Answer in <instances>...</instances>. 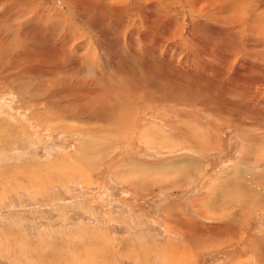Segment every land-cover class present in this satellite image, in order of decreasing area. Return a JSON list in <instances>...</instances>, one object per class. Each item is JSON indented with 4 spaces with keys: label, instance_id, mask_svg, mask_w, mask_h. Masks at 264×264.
Wrapping results in <instances>:
<instances>
[{
    "label": "rangeland",
    "instance_id": "374dc122",
    "mask_svg": "<svg viewBox=\"0 0 264 264\" xmlns=\"http://www.w3.org/2000/svg\"><path fill=\"white\" fill-rule=\"evenodd\" d=\"M72 1L0 0V264H264V109L225 113L230 87L264 98V0L217 17ZM192 79L201 101L176 93Z\"/></svg>",
    "mask_w": 264,
    "mask_h": 264
},
{
    "label": "bare ground",
    "instance_id": "6f19581e",
    "mask_svg": "<svg viewBox=\"0 0 264 264\" xmlns=\"http://www.w3.org/2000/svg\"><path fill=\"white\" fill-rule=\"evenodd\" d=\"M64 1V0H63ZM70 1H72V0H70ZM79 1V0H78ZM84 1V0H83ZM87 1V0H86ZM127 1L128 0H105L104 2H103V6H108V5H111L112 7H113V9H116V6H118V8H122L123 10H124V8H126L127 7ZM245 1L246 0H131V7L134 9V10H139V11H143V13H141V14H144L145 12H144V10H154V9H158V10H163L164 11V13L165 14H167V12H165V11H172V10H175V11H180L181 13L182 12H184V11H195V12H203V13H206V14H209V13H212V15L210 16V17H217V16H219V12H228V11H230V10H233V11H235L234 13L236 14V15H239V13H241L240 11L241 10H243L244 11V9H246V10H248L249 12L251 11V10H253L254 11V9L255 8H257V9H260V8H258V7H260V6H262L261 4L263 3L262 2V0H258L257 1V3H253L252 5H248L247 3L245 4ZM60 2H62V1H60ZM73 2V1H72ZM85 2V1H84ZM90 2V1H89ZM95 2V1H94ZM99 2V1H98ZM248 2H250V1H248ZM2 3V2H1ZM57 3H58V1H57ZM67 3V2H66ZM65 3V4H66ZM69 3V2H68ZM90 3H92V2H90ZM96 3V2H95ZM101 3V2H100ZM128 3H129V1H128ZM70 4V3H69ZM85 4H86V2H85ZM88 4V3H87ZM244 4L246 5V6H244ZM67 5V4H66ZM70 5H72V4H70ZM82 5H83V3H82ZM90 5H92V4H90ZM1 6H3V5H1ZM77 6V5H76ZM81 6V5H80ZM80 6H79V9H80ZM264 6V5H263ZM94 7V6H93ZM9 8V7H8ZM85 8H86V6H85ZM97 8H100V7H98L97 6ZM96 8V9H97ZM130 8V7H129ZM128 8V9H129ZM4 9V8H3ZM131 9V8H130ZM257 9H255V10H257ZM261 9H263V7L261 8ZM88 10V9H87ZM133 10V11H134ZM240 10V11H239ZM2 11V10H1ZM0 11V12H1ZM13 11V10H12ZM128 11H130V10H128ZM236 11L238 12V13H236ZM258 12H257V14L258 13H261V12H263V11H259V10H257ZM14 12V11H13ZM59 12V11H58ZM88 12H89V10H88ZM121 12H123L122 10H121ZM125 12V11H124ZM2 13H5V12H3L2 11ZM9 13V12H8ZM111 13V12H110ZM114 13V12H113ZM131 13V12H130ZM161 13H163L162 11H161ZM160 13V14H161ZM163 13V14H164ZM168 13H170V12H168ZM171 13H173V12H171ZM230 13V12H229ZM232 13V12H231ZM246 13V12H245ZM251 13H253L252 11H251ZM10 14V13H9ZM13 14V13H12ZM30 14V13H29ZM37 14V13H36ZM115 14H117V12L116 13H114V15ZM184 14V13H183ZM186 14V13H185ZM190 14V13H189ZM195 14V13H194ZM234 14V15H235ZM25 15V14H24ZM27 15V14H26ZM25 15V16H26ZM38 15V14H37ZM99 16H100V14H98ZM118 15V17H120L119 15L120 14H117ZM124 14L122 13V16H123ZM130 15V14H129ZM138 15V14H137ZM198 15V14H197ZM241 15V14H240ZM1 16H2V14H1ZM17 16H20L19 15V13H18V15L16 14V12H15V15H14V19L17 17ZM106 17H107V15H105ZM127 16V15H126ZM130 16H132V15H130ZM153 16V15H152ZM169 16V15H168ZM186 16H187V14H186ZM203 16V15H202ZM260 16H262V15H260ZM11 17V16H10ZM114 17V16H113ZM117 17V16H116ZM140 17H141V15H140ZM139 17V18H140ZM143 17V16H142ZM164 17V16H163ZM163 17H161L162 19H164ZM167 17V16H166ZM208 17V16H207ZM209 17V18H210ZM221 17V16H220ZM256 17H257V15H256ZM19 18H21V17H19ZM32 18V17H31ZM104 18V17H103ZM108 18V17H107ZM106 18V19H107ZM110 19H111V15H110V17H109ZM138 18V19H139ZM158 18H160V17H158ZM174 18V17H173ZM199 18V17H198ZM201 18V17H200ZM222 18H224V17H221V19ZM4 19V18H3ZM132 19H134V18H132ZM152 19V18H151ZM162 19H161V21H162ZM167 19H168V17H167ZM167 19H165V20H167ZM172 19V18H171ZM170 18L168 19V20H171ZM213 19V18H212ZM216 19V18H215ZM214 19V20H215ZM220 19V20H221ZM254 19V18H253ZM11 20V19H10ZM16 20V19H15ZM100 21H102V19H99ZM146 20V19H145ZM148 20V19H147ZM167 20V21H168ZM185 19H183V21H184ZM204 20V19H203ZM219 20V19H218ZM225 21V19H222L221 20V22L222 21ZM251 20V19H250ZM17 21V20H16ZM18 21H19V19H18ZM17 21V22H18ZM39 21V20H38ZM81 21V20H80ZM103 21H104V19H103ZM107 21V20H106ZM121 22H122V20H120ZM157 21H160V19L159 20H157ZM156 21V22H157ZM172 21V20H171ZM174 21V20H173ZM215 21H217V19L215 20ZM170 22V21H169ZM169 22H167V25H169L168 23ZM6 23V22H5ZM13 23V22H12ZM26 23V22H25ZM115 23V22H114ZM116 23H119V21L117 22L116 21ZM141 23V22H140ZM139 23V24H140ZM149 23V22H148ZM159 23V22H158ZM164 23V22H163ZM174 23V22H173ZM225 23H227L226 21H225ZM19 24H20V21H19ZM65 24V23H64ZM91 24V23H90ZM101 24H102V22H101ZM104 24V23H103ZM102 24V25H103ZM144 24V23H143ZM193 24V23H192ZM83 25V24H82ZM113 25H115V24H113ZM120 25V24H119ZM163 25V24H162ZM171 25H172V23H171ZM20 26V25H19ZM91 26H94V25H91ZM107 26V25H106ZM191 26V25H190ZM256 26V25H255ZM46 27V26H45ZM100 27V26H99ZM108 27V26H107ZM111 27V26H110ZM115 27H117V25L115 26ZM114 27V28H115ZM124 27H127V24H126V26H123V28ZM165 27H167V26H165ZM176 27V26H175ZM175 27H173L172 26V28L171 29H173V28H175ZM194 27V26H193ZM18 28V27H17ZM103 28V27H102ZM161 29L162 28H164V27H160ZM159 28V29H160ZM10 29V28H9ZM84 29V28H83ZM116 29V28H115ZM129 29V28H128ZM18 30V29H17ZM22 30V29H21ZM114 30V29H113ZM134 30V29H133ZM164 29H162V31H163ZM173 30H175V29H173ZM173 30H170V28H169V31H170V33H173L172 31ZM30 31V30H29ZM35 31V30H34ZM80 31V30H79ZM98 30H96L95 32H97ZM165 31V30H164ZM167 31V30H166ZM100 32H102V31H100ZM118 32V29H117V31H116V34H118V35H116V38L119 36V33H117ZM161 32V31H160ZM33 33H35V32H33ZM31 34L30 33V36L32 35H34V34ZM98 33V32H97ZM115 33V32H114ZM136 33V32H135ZM165 33H167V32H165ZM169 33V32H168ZM168 33H167V36H169L168 35ZM78 34V33H77ZM93 34V33H92ZM94 34H96V33H94ZM100 34V33H99ZM149 34V33H148ZM147 34V35H148ZM151 34V36L153 37V35H152V33H150ZM160 34H162V33H160ZM12 35V34H11ZM42 35V34H41ZM115 35V34H114ZM146 35V36H147ZM163 35V34H162ZM64 36V35H63ZM92 36H94V35H92ZM161 36V35H160ZM165 36V35H164ZM96 37V36H95ZM94 37V38H95ZM103 37H105V36H103ZM129 37V36H128ZM150 37V36H149ZM148 37V39L149 40H151V38H149ZM82 38V37H81ZM80 38V39H81ZM100 38V37H99ZM98 37H97V39H99ZM132 38V37H131ZM135 38V37H134ZM145 38V37H144ZM158 38H159V36H158ZM168 38V37H167ZM84 38H82V40H83ZM90 39V38H89ZM123 39V38H122ZM136 39H138V38H136ZM136 39L135 40H133V41H136ZM157 39V38H156ZM156 39H155V41H156ZM162 39H164V41H166L165 40V38H163V36H162ZM161 39V40H162ZM64 40V39H63ZM69 40V39H68ZM79 40V39H78ZM77 40V41H78ZM101 40H102V38H101ZM158 40V39H157ZM36 41V40H35ZM79 41H81V40H79ZM90 41V40H89ZM99 41H100V39H99ZM104 41V40H103ZM105 41H107V40H105ZM123 41V40H122ZM145 41H146V39H145ZM163 41V42H164ZM66 42V41H65ZM72 42H73V40H72ZM76 42V41H75ZM91 42V41H90ZM116 42H117V40H116ZM116 42H115V44H116ZM121 42V41H120ZM161 42V41H160ZM92 43V42H91ZM89 44L88 42H87V44L88 45H90V47H89V49L91 48V46L93 47V43L92 44ZM107 43H108V41H107ZM123 43H124V41H123ZM122 43V44H123ZM158 43H159V41H158ZM166 43V42H165ZM164 43V44H165ZM38 44V43H37ZM87 44H86V46H87ZM101 44V43H100ZM105 44V43H104ZM129 44V43H128ZM139 44H140V40H139ZM149 44V43H148ZM155 44V43H154ZM52 45V44H51ZM79 45H81V44H79ZM96 45V44H95ZM111 45V44H110ZM124 45V44H123ZM144 45H146V44H144ZM156 45H158V44H156ZM162 44H160V46H161ZM101 46V45H100ZM116 46H117V44H116ZM120 46V45H119ZM118 46V47H119ZM126 46H127V43H126ZM140 45H138V47H139ZM151 46V45H150ZM149 46V47H150ZM153 46V45H152ZM163 46V45H162ZM165 46H166V44H165ZM176 46V45H175ZM124 48H125V46H123ZM141 47V46H140ZM139 47V48H140ZM145 47V46H144ZM156 47V46H155ZM164 47V46H163ZM177 47V46H176ZM54 48V47H53ZM80 48H82L81 46H80ZM104 48V47H103ZM157 48H158V46H157ZM157 48L155 49V50H157ZM179 48V47H178ZM88 49V48H87ZM94 49V48H93ZM96 49V48H95ZM115 49V48H114ZM116 49H117V47H116ZM123 49V48H122ZM134 49H135V47H134ZM137 49V48H136ZM140 49H142V47L140 48ZM163 50H164V48H162ZM51 50V49H50ZM60 50V49H59ZM61 50H63V49H61ZM99 50V49H98ZM143 50H144V48H143ZM150 50V49H149ZM173 50H174V48H173ZM100 51H101V49H100ZM124 52H126L125 50H123ZM138 51V50H137ZM145 51V50H144ZM182 51V50H181ZM44 52V51H43ZM90 52V51H89ZM96 52V51H95ZM103 52V51H102ZM101 52V53H102ZM177 52V51H176ZM55 53H57V52H55ZM80 53H81V51H80ZM86 53H87V50H86ZM98 53V52H97ZM117 53H118V50H117ZM142 53H143V51H142ZM152 53V52H151ZM36 54V53H35ZM49 54V53H48ZM94 54V53H93ZM93 54H92V56H93ZM106 54V53H105ZM125 54V53H124ZM130 54V53H129ZM187 54V53H186ZM189 54V53H188ZM27 55V54H26ZM30 55V54H29ZM62 55H64L63 53H62ZM72 55V54H71ZM85 55V54H84ZM97 55V54H96ZM118 55V54H117ZM126 55V54H125ZM144 55V54H143ZM152 55V54H151ZM157 55V54H156ZM182 55V54H181ZM191 55V54H190ZM19 56V55H18ZM34 56V55H33ZM48 56V55H47ZM58 56V55H57ZM60 56V55H59ZM65 56V55H64ZM98 56V55H97ZM99 56H101V54L99 55ZM162 56V55H161ZM173 56V55H172ZM178 56V55H177ZM176 56V57H177ZM187 56V55H186ZM21 57H22V55H21ZM35 57V56H34ZM33 57V58H34ZM61 57V56H60ZM157 57L159 58V55H157ZM156 57V58H157ZM189 57H191V56H189ZM194 57V56H193ZM26 58V57H25ZM78 58V57H77ZM152 58H153V55H152ZM162 58V57H161ZM164 58V57H163ZM178 58V57H177ZM187 58V57H186ZM59 59V58H58ZM62 59V58H61ZM60 59V60H61ZM84 59V58H83ZM87 59H88V57H87ZM126 59V58H125ZM129 59V58H128ZM155 59V58H154ZM180 59V58H179ZM191 59H193V58H191ZM29 60V59H28ZM95 60V59H94ZM98 60V59H97ZM166 60H168V59H166ZM196 61V59H193L192 61ZM103 61V60H102ZM123 61H125V60H123ZM132 61V60H131ZM158 61H159V59H158ZM158 61L156 60V62L158 63ZM165 61V60H164ZM178 61V60H177ZM185 61V60H184ZM192 61H191V63H192ZM62 62V61H61ZM98 62H99V60H98ZM116 62V61H115ZM126 62V61H125ZM155 62V65L157 64ZM161 62V61H160ZM198 62L199 61H197V65H198ZM111 63V62H110ZM109 63V64H110ZM122 63V62H121ZM127 63H129L130 64V61L129 62H127ZM133 63V62H132ZM132 63H131V66H132ZM193 63H196V62H193ZM200 63V62H199ZM75 64V63H74ZM100 64H102V63H100ZM99 64V65H100ZM113 64H114V62H113ZM118 64V63H117ZM138 64L139 65H141L139 62L137 63V66H138ZM174 64H175V62H174ZM186 64H188L187 63V60H186ZM65 65V64H64ZM134 65H136L135 63H134ZM176 65V64H175ZM194 65V64H193ZM196 65V66H197ZM204 65V64H203ZM78 66H79V64H78ZM110 66H112V65H110ZM157 66V65H156ZM162 67L164 66V64L163 65H161ZM160 66V67H161ZM199 66H200V64H199ZM258 66V65H257ZM74 67H76V66H74ZM97 67V66H96ZM100 67V66H99ZM107 67V66H106ZM113 67V66H112ZM118 67V66H117ZM132 67H134V66H132ZM151 67V66H150ZM158 67H159V65H158ZM159 67V68H160ZM186 67V66H185ZM192 67V66H191ZM256 67V66H255ZM260 67V66H259ZM262 67V66H261ZM72 68V67H71ZM81 68V67H80ZM102 68V67H101ZM104 68V67H103ZM135 68V67H134ZM140 67H138V69H139ZM154 68V67H153ZM167 68V67H166ZM246 68H247V66H246ZM252 68V67H251ZM70 69V68H69ZM78 69V68H77ZM87 69V68H86ZM123 69V68H122ZM130 69V68H129ZM138 69H135V70H138ZM141 69V68H140ZM139 69V70H140ZM155 69V68H154ZM154 69H153V71H154ZM186 69V68H185ZM185 69H183V70H185ZM198 69V68H197ZM217 69V68H216ZM63 70V69H62ZM72 70V69H71ZM93 70V69H92ZM117 70H119V68L117 69ZM124 70V69H123ZM138 70V71H139ZM156 70V69H155ZM161 70H162V68H161ZM171 72V74L173 73L172 72V70L171 69H169ZM195 70V69H194ZM218 70H219V68H218ZM247 70V69H246ZM245 70V71H246ZM261 70V69H260ZM59 71V70H58ZM57 71V72H58ZM74 71H76L75 69H74ZM77 71H80V69L79 70H77ZM82 71V70H81ZM84 71V70H83ZM125 71H128V70H126L125 69ZM132 71V70H131ZM140 71H142V70H140ZM139 71V73H141ZM182 71V70H181ZM216 71V70H215ZM253 71H255L257 74L259 73V72H257L256 70H255V68H253ZM123 71H121V74L123 75V73H122ZM129 72V71H128ZM133 72V71H132ZM132 72H129L130 74L132 73ZM137 72V71H136ZM186 72H188V70L186 71ZM185 72V73H186ZM208 72V71H207ZM217 72V71H216ZM247 72H249V71H247ZM263 72V71H262ZM71 73V72H70ZM94 73V72H93ZM107 73V72H106ZM112 73V72H111ZM111 73H109V74H111ZM125 73H127V72H125ZM139 73H136L137 74V76H139L138 74ZM154 73H155V71H154ZM160 73H163V72H160ZM185 73H183L184 75H188V74H185ZM192 73V72H191ZM194 73V72H193ZM204 73H205V71H204ZM219 73H222V72H219ZM238 73V72H237ZM245 73V72H244ZM251 73V72H250ZM261 73V72H260ZM42 74V73H41ZM44 74V73H43ZM64 74V73H63ZM73 74V73H72ZM81 74V73H80ZM149 74H151V73H149ZM197 74V73H196ZM206 74V73H205ZM215 74H217V73H215ZM246 74V73H245ZM65 75H67L66 73H65ZM84 75V74H83ZM92 75V74H91ZM99 75V74H98ZM104 76H107L108 74H106L105 75V73L103 74ZM119 75V74H118ZM134 75V74H133ZM132 75V76H133ZM145 75H147V73H145ZM156 75V74H155ZM180 75V74H179ZM197 75H199V72H198V74ZM208 75V74H207ZM222 75V74H221ZM220 75V76H221ZM228 75V74H227ZM260 75H262V74H260ZM76 76V75H75ZM81 76V75H80ZM79 76V77H80ZM100 76V75H99ZM98 76V77H99ZM110 76V75H109ZM108 76V77H109ZM120 76V75H119ZM118 76V77H119ZM125 76V75H124ZM129 76V75H128ZM136 76V75H135ZM135 76H133L134 78H135V80L137 79V77H135ZM151 76V75H150ZM158 76H159V74H158ZM157 76V77H158ZM161 76V78H162V75H160ZM242 76V75H241ZM248 76V75H247ZM256 76V75H255ZM45 77V76H44ZM82 77V76H81ZM84 77V76H83ZM112 77H114V76H112ZM131 77V76H130ZM130 77H129V80H130V82L125 78V80H126V84L128 85V83H129V85H131L130 83H132L133 81L130 79ZM154 77V76H153ZM156 77V76H155ZM173 77V76H172ZM171 77V78H172ZM181 77V76H180ZM184 77H186V76H184ZM183 77V78H184ZM204 77V76H203ZM254 77V76H253ZM76 78V77H75ZM96 78V77H95ZM100 78H101V76H100ZM114 78H116V77H114ZM128 78V77H127ZM144 78V77H143ZM145 78H147V77H145ZM149 78H151V77H149ZM161 78L160 79H156V80H160L161 81ZM166 78V77H165ZM170 78V79H171ZM182 78V77H181ZM187 78V77H186ZM189 78V77H188ZM195 78V77H194ZM205 78H206V76H205ZM220 78H222V77H220ZM233 78V77H232ZM245 78V77H244ZM256 78V77H255ZM72 79V78H71ZM79 79V81H80V78H78ZM84 79V78H83ZM116 79H119V78H116ZM120 79H123V78H120ZM133 79V78H132ZM169 79V80H170ZM191 79V78H190ZM190 79H188L189 81H190ZM207 79V78H206ZM218 79V78H217ZM261 79H264V77L263 76H260L259 77V79L258 78H256L255 79V82H256V85L258 84V80H261ZM82 80V79H81ZM88 80H89V78H88ZM93 80V79H92ZM95 80H97V78L95 79ZM94 80V81H95ZM104 80H106V79H104ZM110 80H112V78L110 79ZM125 80H123V81H125ZM134 80V79H133ZM138 80V79H137ZM144 80V79H143ZM155 80V81H156ZM163 80V79H162ZM171 80H173V79H171ZM182 79H180V81H181ZM184 80H185V78H184ZM193 80V79H192ZM210 82H211V80L210 79H208ZM223 80V79H222ZM240 80V79H239ZM85 81V80H84ZM107 81V80H106ZM123 81H121V82H123ZM127 81H128V83H127ZM160 81H159V83H160ZM183 81V80H182ZM207 81V80H206ZM212 81H214V80H212ZM217 81V80H216ZM219 81H221V80H219ZM86 82V81H85ZM96 82V81H95ZM110 82V81H109ZM135 82V81H134ZM163 82V81H162ZM172 82V81H171ZM185 83H186V81H184ZM188 82V81H187ZM202 82H205L204 80L203 81H201V83ZM215 82V81H214ZM244 82V81H243ZM247 82V81H246ZM245 82V83H246ZM254 81H253V83L252 84H250L249 83V87L248 88H250L251 86L253 87V84L255 83ZM104 83H105V81H104ZM107 83V82H106ZM138 83H140V82H138ZM191 83V82H190ZM196 83V84H195ZM209 83V82H208ZM228 83V82H227ZM230 83V82H229ZM235 83V82H234ZM101 84V83H100ZM116 84V83H115ZM133 84H136V83H133ZM132 84V85H133ZM142 84V83H141ZM184 83H182L181 85H183ZM188 85H187V87H190V88H186V87H184V88H181V89H178V88H180L181 86H179L178 87V85H177V87H176V93H178V94H186V95H188V99L191 101V102H195L196 100H200V98H201V94L202 93H206V94H209V92L210 91H212L211 89L209 90V89H207L206 87H207V85L205 86V87H203V85H201L200 84V80H199V82L197 83L196 81H195V79L193 80V82H192V84H189V83H187ZM218 84V83H217ZM264 84V83H263ZM106 85V84H105ZM109 85H114V84H109ZM126 85V86H127ZM131 85V86H132ZM139 85V84H138ZM143 85V84H142ZM151 85H152V83H151ZM160 85H162V84H160ZM164 87H167V88H169L170 89V87H172L173 86V89L175 88V85L173 84H171L169 81H165L164 80ZM185 85V84H184ZM213 85H216V84H213ZM212 85V86H213ZM221 85H224V84H221ZM229 85V84H228ZM227 85V86H228ZM239 85V84H238ZM134 87H135V85H133ZM195 86V89H193L192 87H194ZM210 86V85H209ZM235 86V85H234ZM241 86H242V84H241ZM246 86V85H245ZM105 87V86H104ZM112 87V86H111ZM121 87L123 88L124 87V85L122 84V86H120V90H122L121 89ZM129 87V86H128ZM133 87V88H134ZM217 87V86H216ZM215 87V88H216ZM221 87V86H220ZM107 88H108V86H107ZM106 88V89H107ZM117 88V87H116ZM130 88V87H129ZM137 88V87H136ZM166 88V89H167ZM245 88V87H244ZM247 88V87H246ZM114 89V88H113ZM124 89V88H123ZM126 89H127V87H126ZM144 89V88H143ZM160 89H161V87H160ZM169 89H167V90H169ZM217 89V88H216ZM230 91L234 94V100L233 101H230V102H232L231 104H229V105H227V106H225L226 108H227V112H225V113H228L229 115H239L240 113H245V111H249V112H253L254 110H256L258 107H262L263 109H264V98L261 96V94L259 95L258 93L256 94V92H253L252 90H250L249 92L250 93H252V96L254 97H256L255 98V100L257 101V105L256 104H254V105H252V106H249V105H247L248 104V100H252L253 98L251 97V96H249V97H247V92L246 91H244V90H235L233 87H230ZM237 89V88H236ZM254 89V88H253ZM147 90V89H146ZM150 90V89H149ZM155 90H156V88H155ZM218 90H219V85H218ZM221 90V89H220ZM247 90V89H246ZM108 91V90H107ZM148 91V90H147ZM147 91H145V92H147ZM158 91H159V89H158ZM173 91V90H172ZM257 91H258V89H257ZM151 92V91H150ZM162 92H164V91H162ZM169 92H171V89H170V91ZM168 92V93H169ZM213 92H215V91H213ZM222 92H223V90H222ZM221 92V93H222ZM261 92V91H260ZM116 93V92H115ZM152 93V92H151ZM158 93V92H157ZM171 93H173V92H171ZM171 93H169V94H171ZM229 93V92H228ZM227 93V94H228ZM118 94V93H117ZM153 95L152 96H154V93H152ZM161 94V93H160ZM219 94V93H218ZM223 94V93H222ZM156 95V94H155ZM217 95V94H216ZM229 95V94H228ZM227 95V96H228ZM242 95L244 96V97H242ZM179 96H182V95H179ZM194 96H197L196 97V100H195V97ZM211 96V95H210ZM209 96V97H210ZM229 96H231V95H229ZM233 96V95H232ZM212 97V96H211ZM210 97V99H208V100H211L212 98ZM217 97V96H216ZM216 97H213V99L214 98H216ZM113 98V97H112ZM184 98V97H183ZM226 98V97H225ZM157 99V98H156ZM185 99V98H184ZM216 99H218V97L216 98ZM216 99H214V102H215V100ZM223 98H220V99H218L217 101H218V103L222 100ZM208 100L206 99L205 100V102H206V104L208 105V103H210V101L208 102ZM225 100V99H224ZM201 101V100H200ZM212 101V100H211ZM225 101H227V100H225ZM261 101H263V102H261ZM117 102H119V101H117ZM189 102V101H188ZM203 102V101H202ZM201 102V103H202ZM205 102H204V104H205ZM227 102H229V101H227ZM233 102H235V104L234 105H232L233 104ZM213 103V102H212ZM212 103H210L211 105H212ZM214 104H216V103H214ZM206 105V106H207ZM220 104H218V106H219ZM203 106V105H202ZM202 106H199V107H202ZM210 105H208V107H209ZM216 106H217V104H216ZM218 106H217V108H218ZM221 107V106H220ZM213 108V107H212ZM224 108V107H223ZM256 108V109H255ZM208 109H210V110H212V111H214L213 109H211V108H208ZM218 109H222V108H218ZM262 109V110H263ZM125 110V109H124ZM123 109L121 110H119L120 111V114H121V111H124ZM202 110V109H201ZM232 110V111H231ZM241 111V112H235V111ZM126 111V110H125ZM206 111H207V109H206ZM217 110H215L214 112H216ZM123 113V112H122ZM126 113H127V111H126ZM212 112H210V114H211ZM258 113V112H257ZM118 114V113H117ZM220 114H221V112H220ZM119 116V115H118ZM121 116V115H120ZM120 116L118 117V118H120ZM210 116V115H209ZM260 116V115H259ZM262 116H263V113H262ZM117 117V116H116ZM122 117V116H121ZM201 117V116H200ZM211 117V116H210ZM215 117H216V115H215ZM123 118V117H122ZM217 118V117H216ZM242 118V117H241ZM115 119V118H114ZM219 119V118H218ZM247 119V118H246ZM120 120V119H119ZM255 121V120H254ZM118 122V121H117ZM120 122V121H119ZM246 122V121H245ZM217 123V122H216ZM215 123V124H216ZM212 124V123H211ZM199 126V125H198ZM243 126V125H242ZM238 127V126H237ZM251 127V126H250ZM245 128V127H244ZM250 129V128H249ZM210 134V133H209ZM204 136V135H203ZM205 137V136H204ZM207 137V136H206ZM212 138V137H211ZM254 143V142H253ZM255 144V143H254ZM260 156V155H259Z\"/></svg>",
    "mask_w": 264,
    "mask_h": 264
}]
</instances>
